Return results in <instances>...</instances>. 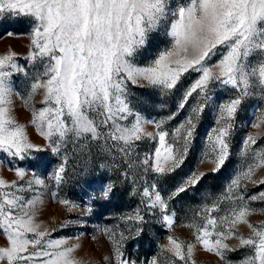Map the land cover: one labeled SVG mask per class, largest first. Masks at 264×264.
<instances>
[{
    "label": "snow or ice",
    "instance_id": "obj_1",
    "mask_svg": "<svg viewBox=\"0 0 264 264\" xmlns=\"http://www.w3.org/2000/svg\"><path fill=\"white\" fill-rule=\"evenodd\" d=\"M6 16L28 17L34 24L25 57L34 72L25 96L16 90L13 76H28V72L17 62L15 52L0 54V152L21 161L31 150L42 149L28 140L26 126L15 115L18 96L32 113L30 123L49 142L53 153L60 154L70 141L73 147L88 140L111 141V150L128 157L136 142L149 138L159 146L139 161L142 171L171 174L183 165L200 116L210 107L212 85H218L236 93L215 104V126L207 134L202 153V158L212 157L213 171H219L230 155L243 100L256 88L264 90V0H0V18ZM161 31L170 46L154 59L137 64L136 54L152 34ZM189 72L197 75L184 88L181 79ZM130 84L154 88L163 95L179 93L176 109L187 107L189 114L172 131L170 142L166 139L169 131L163 129L166 120L146 119L134 110ZM36 95L41 96L40 108L29 104ZM190 99L195 103H189ZM148 124L155 126V133L147 131ZM261 124L264 113L251 126L259 128ZM256 144V137L248 134L241 150L246 167L221 197L197 212L187 225L194 229V241L184 243L169 235L162 251L183 264H195L192 255L200 245L223 261L227 251H235L227 243L235 238L250 252L241 264H264V223L248 219L257 211L250 202L264 201V191L246 197V183H242L264 184V179H253L264 169V148L257 149ZM66 164L65 159L57 169V182L63 179ZM15 171L20 180L27 174L23 168ZM203 175L190 172L167 198L186 192ZM27 183L41 185L43 181ZM16 187V181L0 178V189ZM111 191L106 185L102 195L107 198ZM142 196L146 207L160 209L162 222L171 228L174 213L168 212L167 200L156 186L144 187ZM40 202L24 200L14 191H0V234L7 240V246L0 247V264H80L73 255L79 244L51 239L36 221ZM60 203L75 207L67 200ZM126 219L144 218L137 212ZM241 224L250 230L248 236L239 232ZM103 231L113 243L116 264H136L122 258L117 233ZM148 264H158L157 258Z\"/></svg>",
    "mask_w": 264,
    "mask_h": 264
},
{
    "label": "rangeland",
    "instance_id": "obj_2",
    "mask_svg": "<svg viewBox=\"0 0 264 264\" xmlns=\"http://www.w3.org/2000/svg\"><path fill=\"white\" fill-rule=\"evenodd\" d=\"M174 3H183L184 0H173ZM34 24L28 17L6 16L0 18V54L13 51L17 54V62L28 72L15 74L13 80L20 96H25L27 84L33 75V65L25 59L30 50V37ZM11 33V35H9ZM168 37L162 31L159 35L152 34L146 46L135 56L137 64L154 59L160 51L169 47ZM217 57H213L215 61ZM195 73H186L181 79V85L187 88L196 78ZM131 104L135 111L140 112L146 119L166 120L164 130L169 131L166 139L171 141L172 131L182 123L189 114L186 107L177 111L176 102L178 92L163 95L159 90L150 87L129 85ZM235 90L212 85V101L206 108L197 123L195 138L189 147L183 165L175 172L167 175H157L154 172L144 173L139 161L146 155H151L159 145L156 141L144 138L138 142L130 156L125 157L118 150H111L112 142L84 141L80 147H73L68 143L67 149L60 154L53 153L49 142L40 134L37 128L30 123L32 113L24 104L20 96L15 98V115L19 123L25 125L28 140L42 151L35 149L23 161L0 152V178L11 183L17 182L16 188L0 189L2 192L14 191L24 200H40L37 205L36 221L42 230H47L51 239H67L69 244H79L73 253L80 264H116L114 246L104 229L117 233L122 258L135 261L136 264H148L156 257L158 264H183L161 250V245L168 243L167 237L172 235L184 243L194 241V229L187 227L193 221L195 214L221 197L231 180L241 172L247 164L241 155L243 140L248 134L257 139L254 146L264 148V124L253 128L256 117L264 113V90L256 88L247 96L241 105L235 120V127L231 137L230 155L219 171H213L215 165L209 155L202 158L205 151L206 137L210 129L215 126V104L234 96ZM195 95V94H194ZM41 96L36 95L30 105L42 107ZM194 104L195 100L190 99ZM175 113L172 119H167ZM147 131L156 132L152 124L145 125ZM87 145L85 147L84 145ZM67 160L63 179L57 182L54 175L63 160ZM134 163L129 168L128 164ZM23 168L26 176L23 180L17 176L15 169ZM203 173L198 184L189 187L184 193L168 199V194L174 191L176 184L190 172ZM40 179L43 184L28 185L27 181ZM254 180L264 179V169H260L253 177ZM246 183L245 195H255L264 191V184ZM155 185L168 204V212L174 213V223L171 228L166 227L161 220L159 208L146 207L142 191L148 185ZM106 185L112 191L105 198L102 192ZM67 200L75 207H69L60 201ZM250 206L257 209L250 216L249 222L264 223V201H251ZM137 212L143 216V221L127 220ZM239 232L248 236L250 230L246 225H239ZM122 234V238L120 237ZM227 243L235 251H227L226 259L209 253L202 246L197 245L192 259L195 264H241L244 257L249 255L248 249L239 245L235 238ZM7 246L6 237L0 234V247ZM108 257V260H105Z\"/></svg>",
    "mask_w": 264,
    "mask_h": 264
}]
</instances>
